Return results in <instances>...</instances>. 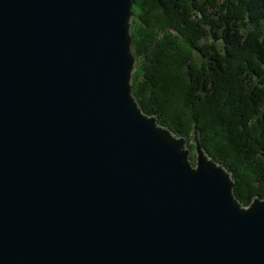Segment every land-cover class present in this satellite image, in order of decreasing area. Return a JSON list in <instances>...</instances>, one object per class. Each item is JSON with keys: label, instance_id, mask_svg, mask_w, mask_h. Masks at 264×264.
Here are the masks:
<instances>
[{"label": "water", "instance_id": "1", "mask_svg": "<svg viewBox=\"0 0 264 264\" xmlns=\"http://www.w3.org/2000/svg\"><path fill=\"white\" fill-rule=\"evenodd\" d=\"M135 0H0V264H264V198L133 93Z\"/></svg>", "mask_w": 264, "mask_h": 264}, {"label": "trees", "instance_id": "2", "mask_svg": "<svg viewBox=\"0 0 264 264\" xmlns=\"http://www.w3.org/2000/svg\"><path fill=\"white\" fill-rule=\"evenodd\" d=\"M133 11L140 106L193 151L197 124L243 205L264 198V0H135Z\"/></svg>", "mask_w": 264, "mask_h": 264}, {"label": "rangeland", "instance_id": "3", "mask_svg": "<svg viewBox=\"0 0 264 264\" xmlns=\"http://www.w3.org/2000/svg\"><path fill=\"white\" fill-rule=\"evenodd\" d=\"M133 17H134V16H132V22H133ZM132 26H133V25H132ZM262 26H263V25H262ZM262 26H261V27H262ZM139 60H140V58L137 59V61H136V69H137V67H139V63H140ZM135 71H136V70H135ZM135 71H134V73H135ZM188 142H189V140H188ZM191 143H192V142H191ZM193 152H195V151H193V150L191 149V153H193Z\"/></svg>", "mask_w": 264, "mask_h": 264}, {"label": "bare ground", "instance_id": "4", "mask_svg": "<svg viewBox=\"0 0 264 264\" xmlns=\"http://www.w3.org/2000/svg\"><path fill=\"white\" fill-rule=\"evenodd\" d=\"M193 161V160H192ZM194 164L196 163V161L195 162H193Z\"/></svg>", "mask_w": 264, "mask_h": 264}]
</instances>
